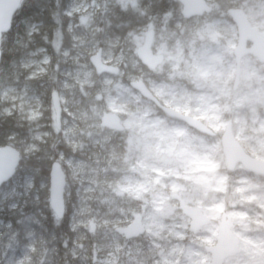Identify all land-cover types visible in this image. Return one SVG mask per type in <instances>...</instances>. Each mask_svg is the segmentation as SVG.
Listing matches in <instances>:
<instances>
[{
  "label": "clouds",
  "instance_id": "clouds-1",
  "mask_svg": "<svg viewBox=\"0 0 264 264\" xmlns=\"http://www.w3.org/2000/svg\"><path fill=\"white\" fill-rule=\"evenodd\" d=\"M0 21V264H264V0Z\"/></svg>",
  "mask_w": 264,
  "mask_h": 264
},
{
  "label": "trees",
  "instance_id": "trees-1",
  "mask_svg": "<svg viewBox=\"0 0 264 264\" xmlns=\"http://www.w3.org/2000/svg\"><path fill=\"white\" fill-rule=\"evenodd\" d=\"M35 11H38V10L37 9H32V10H30L29 13H26V14H30L31 12H35Z\"/></svg>",
  "mask_w": 264,
  "mask_h": 264
},
{
  "label": "water",
  "instance_id": "water-1",
  "mask_svg": "<svg viewBox=\"0 0 264 264\" xmlns=\"http://www.w3.org/2000/svg\"><path fill=\"white\" fill-rule=\"evenodd\" d=\"M0 22H2V21H0Z\"/></svg>",
  "mask_w": 264,
  "mask_h": 264
}]
</instances>
